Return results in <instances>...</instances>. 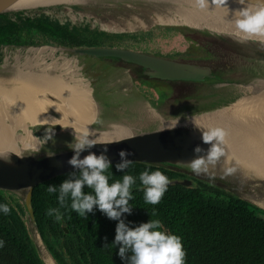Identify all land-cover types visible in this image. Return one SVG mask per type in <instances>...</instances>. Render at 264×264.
Returning <instances> with one entry per match:
<instances>
[{
	"label": "water",
	"instance_id": "1",
	"mask_svg": "<svg viewBox=\"0 0 264 264\" xmlns=\"http://www.w3.org/2000/svg\"><path fill=\"white\" fill-rule=\"evenodd\" d=\"M17 1L0 0V14L79 6L61 2L20 8L14 7ZM102 1L149 3L141 0ZM155 28L182 32L196 46L193 45L188 52L173 54L105 45L73 47L42 43L8 47L55 49V54L98 66L96 70H83L85 73H82L95 106V114L86 130L93 131L98 140L117 141L108 146L107 155L113 164L119 161L117 152L127 149L133 153L129 157L133 163L184 174L189 178L175 182L185 186L193 185L192 179L206 182L264 211V175L247 170L236 159L233 149L238 140L235 129L243 126L246 120H258L261 108L260 115L264 112V103L261 106L258 104L264 98V41L249 39L239 43L233 35L190 25L153 24L147 30L131 32H147ZM4 49L6 53L8 48ZM2 63L0 88L5 89L12 87L23 74L16 68H3ZM123 78L129 80L132 94L142 98L144 106L115 92ZM139 83L156 92V98L141 92ZM35 100L42 116L52 120L30 125V133L36 138H42L48 128L57 130L54 131V139L70 137L68 143H71L75 135L85 131L73 123L69 103L58 94L42 89L35 94ZM12 117L6 110H0V130L9 138V146L0 149V190L19 199L27 231L42 264H58L39 231L32 193L37 185L72 171L67 161L74 153L67 147L68 143L53 144L52 141L46 142L52 145L23 147L16 141V134L23 131L16 128L15 132H11L8 127ZM210 128H220L226 133L224 155L215 165H209L207 172L197 175L191 171L188 162L196 158L193 153L195 146L204 149L199 154L201 156L210 149L211 145L202 141L203 131ZM116 129L125 131L114 135ZM101 149L98 144L91 151L99 154ZM52 152L55 155L49 157L47 154ZM87 154V151L82 152L81 158ZM227 169L233 171L227 173Z\"/></svg>",
	"mask_w": 264,
	"mask_h": 264
},
{
	"label": "trees",
	"instance_id": "2",
	"mask_svg": "<svg viewBox=\"0 0 264 264\" xmlns=\"http://www.w3.org/2000/svg\"><path fill=\"white\" fill-rule=\"evenodd\" d=\"M12 14H0V44L6 45H51L80 46L96 44L92 38L67 26L46 18L11 19ZM135 39L131 37L132 42ZM140 40V39H139ZM130 41V42H131ZM151 92V91H150ZM154 95L157 96L156 92ZM160 170L171 184L157 205L146 204L143 185L138 175L145 169ZM128 174L136 178L132 187L131 215L125 214L130 226L150 219L161 221V230L178 235L186 252L185 264H264V211L236 197L232 193L206 182L192 179L194 184L185 186L176 180L188 176L142 163H133L124 173L109 168V184ZM78 175V174H77ZM66 174L59 175L37 185L32 193L35 218L51 255L58 264H123L116 254L117 248L105 249L115 236L116 221L108 219L100 211L79 217L68 207H61L56 194H49V184L59 185ZM85 193L91 189L85 187ZM0 203L9 206V213H0V264H42L27 231L19 199L0 190ZM59 209L62 222H56L47 211ZM155 210L156 215L151 213ZM57 233V251H53L44 235ZM105 237L107 238L105 240Z\"/></svg>",
	"mask_w": 264,
	"mask_h": 264
},
{
	"label": "bare ground",
	"instance_id": "3",
	"mask_svg": "<svg viewBox=\"0 0 264 264\" xmlns=\"http://www.w3.org/2000/svg\"><path fill=\"white\" fill-rule=\"evenodd\" d=\"M141 1L149 3L116 4L102 0H19L14 4V7L26 8L61 2L79 4L81 11L78 14L80 13L81 18H83L82 16L94 17L99 25L108 30L115 31L116 28H111V26L120 24V22L128 25V28L135 26L137 30H147L153 24H175L207 28L229 35H233L234 32V25L231 23L235 18L234 13L242 7L238 0H225L223 5H219L218 0H208L209 3L204 9L197 6L196 0ZM86 22L85 24H87ZM119 31L124 30L120 29ZM261 40L264 41V39ZM54 51L55 49L46 50L45 48H8L5 60L1 65L5 69L16 68L24 75H21V79L12 87L0 88V110H6L10 116H13L8 121L11 132H15L16 128L23 131L16 134V141L25 148L52 145L44 144L43 140L33 136L29 130L30 125L52 121L42 116L39 106L35 103V94L39 90L47 88L65 99L71 107L70 115L75 121L73 123L80 125L85 130L95 114L90 87L82 73H85L83 70H96L98 66L92 63H82L83 61L74 57L57 55ZM115 92L123 94L139 105L144 106L145 104L142 98L132 94L127 78L121 80ZM263 103L264 98L258 104L261 106ZM260 111L258 116L261 117L258 120H246L243 126L235 129L238 140L235 141L233 149L236 159L247 170H252L257 175H264V112L263 115H260ZM62 123L69 124L68 122ZM124 131L125 129H116L113 134H121L120 132ZM70 140V137L61 136L54 139L55 143H51L62 144L68 143ZM232 142L234 143V141ZM7 146H9V138L0 130V149Z\"/></svg>",
	"mask_w": 264,
	"mask_h": 264
},
{
	"label": "clouds",
	"instance_id": "4",
	"mask_svg": "<svg viewBox=\"0 0 264 264\" xmlns=\"http://www.w3.org/2000/svg\"><path fill=\"white\" fill-rule=\"evenodd\" d=\"M196 3L200 9H204L209 2L196 0ZM224 3L225 0H218L219 5ZM238 3L242 7L235 11V18L231 21L237 42L243 43L252 38L264 39V0H238ZM225 135L224 130L220 128L203 131V143L211 146L203 156L199 154L204 152V149L199 145L193 148L196 158L188 162V165L194 174L207 172L208 166L215 165L224 155ZM54 136V129L47 128L43 137L39 139L43 140L44 144L48 141L55 143ZM113 143L117 141L96 139L94 132H90L89 129L79 136L75 135L74 140L67 144L74 153L67 161L73 170L66 174L67 178L58 186L49 184L46 191L49 194H56L57 202L61 207L70 208L81 218H87L88 214L100 211L108 219L116 221L114 240L104 247L111 251L112 248L119 246L116 254L123 264H185L186 252L181 238L176 234L162 231L159 219H150L134 227L130 226L131 221L125 222V214L132 213L133 207L129 202L134 199L132 187L136 178L125 174L121 180L109 184V176L106 172L109 168L115 167L117 172L124 173L133 164L129 159L133 153L127 149H120L117 152L119 161L113 164L107 155L108 146ZM98 144L102 146L99 154L91 151ZM85 151L88 154L81 158V153ZM47 155L51 157L55 153ZM226 171L231 173L233 169ZM138 179L144 186V202L150 205H157L160 202L171 183L160 170L150 171L147 168L139 173ZM85 187L91 189V193H85L83 191ZM9 211L6 203H0V213L7 215ZM46 214L54 217L56 222L63 220L59 209L50 208ZM151 215H156L154 209ZM3 247L4 240L0 239V248Z\"/></svg>",
	"mask_w": 264,
	"mask_h": 264
},
{
	"label": "flooded vegetation",
	"instance_id": "5",
	"mask_svg": "<svg viewBox=\"0 0 264 264\" xmlns=\"http://www.w3.org/2000/svg\"><path fill=\"white\" fill-rule=\"evenodd\" d=\"M70 28V27H69ZM73 28H77V27H71L70 29L72 31L75 32H80L82 33V35L86 36L89 38V40L87 41V43H91L90 40L92 38L96 39V44H82L80 46H97V45H105V46H122V47H127V48H131V49H135V50H139L138 48H133L132 46L134 45L133 42L129 39H131V37H135V38H139V39H135V41H139V42H143V41H147V42H143L144 44H150L152 48L150 49H146V50H139V51H147V52H151V53H162V54H173V53H183V52H188L189 48H192L193 45L196 46L192 40H189V38L187 37L186 34L176 31L174 29H166V28H155L152 29L150 31L147 32H143V31H138V32H126V33H119L121 31H113V30H108V29H100V28H92V27H85V26H81L79 28H81L82 31H80L79 29L75 30ZM176 34L181 41H179V48L180 49H171V51L169 50H164L161 49L162 45L159 44H154L155 41H153L151 38V36H154L155 34ZM147 39V40H143L142 39ZM159 39V38H158ZM126 41H131L130 44H127ZM134 41V42H135ZM6 44H0V49L2 46H5ZM74 47V46H73ZM0 56H1V52H0ZM150 92V96L153 98H156V96L154 95V91L149 89ZM185 178L180 179L184 180ZM45 238H47V240L50 242L49 244H51L52 250L53 251H57V233H54L53 235H49L46 234L44 235Z\"/></svg>",
	"mask_w": 264,
	"mask_h": 264
},
{
	"label": "rangeland",
	"instance_id": "6",
	"mask_svg": "<svg viewBox=\"0 0 264 264\" xmlns=\"http://www.w3.org/2000/svg\"><path fill=\"white\" fill-rule=\"evenodd\" d=\"M41 9V8H40ZM40 9H34V10H40ZM46 9V8H44ZM43 9V10H44ZM48 11H47V16H49L50 18H54L50 21L53 22V20H56L54 22H58L59 24H61L62 26H67V27H77V28H73V29H79L80 31L81 26H89V27H92V28H100V29H105L102 25H99V23H97L96 19L94 17H86V16H82L83 18L80 17V13L78 14L79 11H81L80 7L78 6H57V7H49L47 8ZM34 10H26V11H34ZM15 13V12H14ZM73 15V17H72ZM73 18V19H72ZM82 19V20H81ZM89 22H88V20ZM87 20V22H86ZM53 22V23H54ZM85 22L87 24H85ZM102 22V21H101ZM96 23V24H94ZM90 24V25H89ZM123 25V26H122ZM116 29H115V28ZM129 26L126 25V24H123V22H120V24H115V26H111V28H114L115 31H119L120 29L121 30H124V31H121L119 33H126V32H131V31H134V30H137V28L135 26H132L131 28H128ZM141 30V29H139ZM144 30V29H142ZM82 34V33H81ZM159 38V39H158ZM148 39V38H147ZM146 38L145 39H142L141 41L143 40H147ZM153 41H155L154 44H159V45H162L161 49H164V50H169L171 51V49H180L179 47V41H181V39L176 35V34H172V33H168V34H155L154 36H151V38ZM144 43L147 42V41H143ZM141 43L139 41H135L133 42V48H138L139 50H146V49H150L152 48L150 44H144V43ZM127 44H130V41H126ZM66 46V45H64ZM4 48H10V46L8 47V45H5L1 47L0 49V52H1V56H0V64L4 61V58L6 56L7 53H5V49ZM57 55H59L57 53ZM62 56V55H60ZM64 57V56H63ZM138 85V88L141 92H146L150 95V90L147 88V87H144L143 85H141L140 83L137 84ZM136 85V87H137ZM154 93V92H153ZM54 131H57L54 129Z\"/></svg>",
	"mask_w": 264,
	"mask_h": 264
},
{
	"label": "built area",
	"instance_id": "7",
	"mask_svg": "<svg viewBox=\"0 0 264 264\" xmlns=\"http://www.w3.org/2000/svg\"><path fill=\"white\" fill-rule=\"evenodd\" d=\"M44 8H41L40 10H34V11H20V12H15V13H10L12 14V17L11 19L12 20H17V14L22 18V19H25V18H30L31 20H34V19H39V18H46L48 20H52L54 18H50L49 16H47V11L48 9H44ZM53 21H56V20H53Z\"/></svg>",
	"mask_w": 264,
	"mask_h": 264
}]
</instances>
